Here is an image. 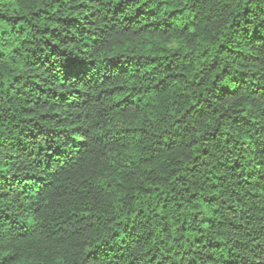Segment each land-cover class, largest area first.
I'll list each match as a JSON object with an SVG mask.
<instances>
[{"label":"trees","instance_id":"1","mask_svg":"<svg viewBox=\"0 0 264 264\" xmlns=\"http://www.w3.org/2000/svg\"><path fill=\"white\" fill-rule=\"evenodd\" d=\"M0 264H264V0H0Z\"/></svg>","mask_w":264,"mask_h":264}]
</instances>
